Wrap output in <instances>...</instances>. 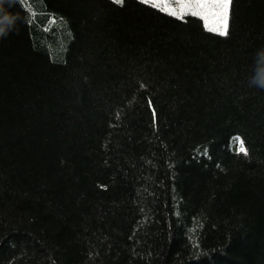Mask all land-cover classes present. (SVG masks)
<instances>
[{
  "label": "trees",
  "instance_id": "16d2710c",
  "mask_svg": "<svg viewBox=\"0 0 264 264\" xmlns=\"http://www.w3.org/2000/svg\"><path fill=\"white\" fill-rule=\"evenodd\" d=\"M5 8L0 264H264V0Z\"/></svg>",
  "mask_w": 264,
  "mask_h": 264
},
{
  "label": "snow or ice",
  "instance_id": "6c2138e0",
  "mask_svg": "<svg viewBox=\"0 0 264 264\" xmlns=\"http://www.w3.org/2000/svg\"><path fill=\"white\" fill-rule=\"evenodd\" d=\"M117 4H123L124 0H115ZM144 3H148L149 0H143ZM232 5V0H191L190 3H185L182 8L191 9L190 15L193 17H198L202 12L206 15L208 12L215 18V26L209 28L208 30L220 35L227 36L229 34V16L230 9ZM175 15V13H173ZM206 18V16H205ZM240 144L239 151L247 155V149L244 147L243 141L238 140Z\"/></svg>",
  "mask_w": 264,
  "mask_h": 264
},
{
  "label": "clouds",
  "instance_id": "9594fccd",
  "mask_svg": "<svg viewBox=\"0 0 264 264\" xmlns=\"http://www.w3.org/2000/svg\"><path fill=\"white\" fill-rule=\"evenodd\" d=\"M15 0H0V38H5L15 28L17 17L12 15L5 5L11 7ZM254 65L249 77V87L264 90V48L254 54Z\"/></svg>",
  "mask_w": 264,
  "mask_h": 264
},
{
  "label": "rangeland",
  "instance_id": "374dc122",
  "mask_svg": "<svg viewBox=\"0 0 264 264\" xmlns=\"http://www.w3.org/2000/svg\"><path fill=\"white\" fill-rule=\"evenodd\" d=\"M149 2L159 6L172 15L173 13H175L174 16L177 17H184L186 15H189L191 11V9L189 8H182L183 4L190 3L191 0H149ZM199 17L203 19L204 24L208 29L215 26V18L210 14V12H208L207 15L205 12H202Z\"/></svg>",
  "mask_w": 264,
  "mask_h": 264
}]
</instances>
